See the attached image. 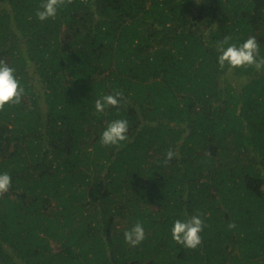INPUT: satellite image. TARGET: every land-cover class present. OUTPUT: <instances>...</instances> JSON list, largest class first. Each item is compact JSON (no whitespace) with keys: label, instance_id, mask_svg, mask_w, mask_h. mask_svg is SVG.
Instances as JSON below:
<instances>
[{"label":"trees","instance_id":"16d2710c","mask_svg":"<svg viewBox=\"0 0 264 264\" xmlns=\"http://www.w3.org/2000/svg\"><path fill=\"white\" fill-rule=\"evenodd\" d=\"M37 7L0 0V60L26 88L0 110V264H264V69L217 60L225 36L264 55V0H64L47 21ZM114 89L128 139L107 146L116 109L94 103ZM197 213L187 248L171 225Z\"/></svg>","mask_w":264,"mask_h":264},{"label":"clouds","instance_id":"9594fccd","mask_svg":"<svg viewBox=\"0 0 264 264\" xmlns=\"http://www.w3.org/2000/svg\"><path fill=\"white\" fill-rule=\"evenodd\" d=\"M64 5V0H39L35 10V18L47 21L55 18ZM218 63L233 68L254 66L257 70L264 69V55L261 54L260 42L257 36L249 35L243 41L231 42L230 36H225L219 42ZM26 88L17 75L16 67L5 60H0V110L6 106L19 105L25 95ZM124 93L114 89L111 93L100 95L95 99L94 109L97 114H104L108 108H115L117 116L110 119L100 132V142L103 145H119L128 139L129 121L119 116L120 106L124 103ZM176 153L169 148L167 160ZM12 185L10 172L0 170V193L8 192ZM205 221L199 213L183 218L177 217L171 225V236L174 241L187 248L195 249L201 244V233ZM124 240L131 246L140 245L146 239V229L142 221H135L124 231Z\"/></svg>","mask_w":264,"mask_h":264}]
</instances>
